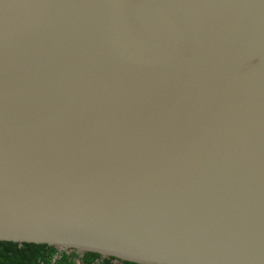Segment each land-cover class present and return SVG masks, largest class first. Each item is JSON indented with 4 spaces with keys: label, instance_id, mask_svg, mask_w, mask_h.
Masks as SVG:
<instances>
[{
    "label": "water",
    "instance_id": "water-1",
    "mask_svg": "<svg viewBox=\"0 0 264 264\" xmlns=\"http://www.w3.org/2000/svg\"><path fill=\"white\" fill-rule=\"evenodd\" d=\"M0 236L264 264V0H0Z\"/></svg>",
    "mask_w": 264,
    "mask_h": 264
},
{
    "label": "trees",
    "instance_id": "trees-1",
    "mask_svg": "<svg viewBox=\"0 0 264 264\" xmlns=\"http://www.w3.org/2000/svg\"><path fill=\"white\" fill-rule=\"evenodd\" d=\"M0 264H138L55 245L0 241Z\"/></svg>",
    "mask_w": 264,
    "mask_h": 264
},
{
    "label": "snow or ice",
    "instance_id": "snow-or-ice-1",
    "mask_svg": "<svg viewBox=\"0 0 264 264\" xmlns=\"http://www.w3.org/2000/svg\"><path fill=\"white\" fill-rule=\"evenodd\" d=\"M0 239H6L5 237H3V236H0Z\"/></svg>",
    "mask_w": 264,
    "mask_h": 264
}]
</instances>
